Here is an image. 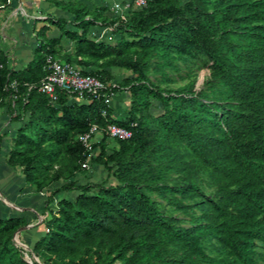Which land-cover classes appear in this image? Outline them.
Returning <instances> with one entry per match:
<instances>
[{"label":"trees","instance_id":"obj_1","mask_svg":"<svg viewBox=\"0 0 264 264\" xmlns=\"http://www.w3.org/2000/svg\"><path fill=\"white\" fill-rule=\"evenodd\" d=\"M11 1L0 0V9ZM44 1L71 19L33 24L36 44L19 69L0 47V108L17 124L5 163L46 193L49 217L28 245L38 260L31 264H264V0H146L121 15L79 0ZM97 25L116 37L95 40ZM51 26L58 36L47 35ZM46 56L107 87L110 69L128 71L111 88L128 93L123 116L102 97L38 92ZM178 62L207 73L160 86ZM108 123L129 137L110 138ZM92 124L100 139L86 150L78 137ZM4 138L0 131V153ZM84 161L105 177L82 182ZM28 223L0 218V264H28L13 240Z\"/></svg>","mask_w":264,"mask_h":264},{"label":"crops","instance_id":"obj_2","mask_svg":"<svg viewBox=\"0 0 264 264\" xmlns=\"http://www.w3.org/2000/svg\"><path fill=\"white\" fill-rule=\"evenodd\" d=\"M39 1L12 0L9 5L0 9V37L5 41V47L3 48L9 57L8 64L14 69H19L28 62L32 47L36 44L32 27L33 24L36 27L42 24L41 23L38 25L33 16L35 11L34 8H36L35 4L36 2L39 4ZM88 5L94 6L90 3ZM19 10L21 12L23 11L24 13H22L25 15L27 14V10L31 11V13L27 16H30L34 23H29L31 25L29 29L23 27V21H16ZM70 18L71 16L66 19L69 20ZM100 27L102 26H94L91 28V31L93 28L100 30ZM105 28L107 31L106 34H110L109 28ZM5 31H9V37L5 35ZM95 40L104 39L95 38ZM62 43V45H64L67 50L71 49L70 43H67L65 40H62ZM4 109L5 108H0V121L3 119ZM8 121H10L9 118L3 122V124H8ZM3 124H0V129ZM3 129L6 128L4 127ZM6 151V148L2 146L0 153V218L15 216H23L24 218L26 217L25 219L29 223L15 232V234L17 233L20 241L24 243L25 246V244L29 245L32 243L42 233L41 222L46 217V212L42 211V206L46 197V193L42 192L40 194H36L33 189L26 188V184L23 181L22 176L19 174V169L15 167H9L5 163Z\"/></svg>","mask_w":264,"mask_h":264},{"label":"rangeland","instance_id":"obj_3","mask_svg":"<svg viewBox=\"0 0 264 264\" xmlns=\"http://www.w3.org/2000/svg\"><path fill=\"white\" fill-rule=\"evenodd\" d=\"M39 1V0H38ZM80 2H84V3H90L91 5L94 6H99V7H107V10L104 11V14H108V15H118L120 14L122 11L124 12V6L125 4H127V2L129 0H79ZM35 3V2H34ZM33 3V4H34ZM36 8L33 16L35 18L36 23L41 24L43 22H45V20L47 18H69L70 16L68 14H66L65 12H62L59 9H56L54 7H52L48 2H45L44 0H40L39 4H35ZM23 12V11H22ZM20 10L18 11L17 17H16V21L17 22H24L23 23V27H25L26 29H29L31 27V25L29 23H34L33 19H31L30 16H27L31 13L30 10L26 11V15L23 14ZM37 17V18H36ZM71 19V18H70ZM5 35H7L9 37V31H5L4 32ZM106 28L105 27H100L99 29H92L90 36L93 38H98V39H104V40H112L114 37H111V35L108 33L106 34ZM59 34V31L54 28L53 26H51L49 28L48 31V36L52 37V36H57ZM107 35V36H106ZM110 37V38H109ZM5 41L3 40V38L0 37V47L3 48ZM63 44V43H62ZM4 49V48H3ZM178 68L179 70L177 72L173 71V72H168V76L170 78H172V82H168V83H160L162 87H169V88H177V87H181L184 86L186 83H188L190 80H192V78L197 77L202 78L206 73V69L202 66L199 65H192L191 63H183V62H178ZM111 74L113 75L114 79L110 82H108L109 85V90H108V94L110 95V100H109V107L112 110V115L116 118V117H122L123 114L125 113L127 106L129 104V97H128V93L126 92V90L122 87L117 88V90H112V87H115L116 85L120 84V82L124 79V78H129L130 74L128 71L123 70V69H118V68H113L110 69ZM167 72V71H166ZM148 77L151 81L153 82H158V80H162L160 78V73L159 72H150L148 74ZM8 119L7 117V112L4 109V115H3V119L0 121V124H3V122H5ZM8 124H3L1 127V132H5V138L4 141L2 142V146L6 148V150H8L9 147V142L8 139L10 137L13 136L14 134V129L17 126L16 123L14 122H10V125ZM7 125V127H6ZM6 129H3V128ZM100 139V134H98L95 137V141H98ZM108 142V148H110L111 146H113V142L111 139H107ZM90 167H88V170L83 173V174H77V178H79L82 182H84V180H86L84 178L87 177L90 180L93 181H97L99 179H102L105 177V171H102L101 168H99L97 165H90ZM20 174V173H19ZM21 175V174H20ZM26 184V183H25ZM26 188H30L29 185L26 184ZM62 195L61 194H56L55 195V199H59ZM176 216L182 217L181 214L179 213H174ZM49 217V215H46V218ZM26 218V217H25ZM184 225H186L187 223H183ZM41 227V226H40ZM33 241V240H32ZM31 241V242H32ZM14 242L17 246H19L23 251V257L25 260L27 261H37V258L34 257V255L32 254V252L30 251V248L27 244L22 243L19 239V237L17 236V233L14 234Z\"/></svg>","mask_w":264,"mask_h":264},{"label":"built area","instance_id":"obj_4","mask_svg":"<svg viewBox=\"0 0 264 264\" xmlns=\"http://www.w3.org/2000/svg\"><path fill=\"white\" fill-rule=\"evenodd\" d=\"M146 0H129L124 6V12L130 6L134 9L144 7ZM123 11L120 13L123 14ZM46 74L40 79L36 85L38 92L47 95L51 100L55 99L56 91L66 93L74 100H90L92 98H103V101L108 105L110 100L109 87L101 82L98 78L89 74H82L80 70L68 62L58 61L51 56L45 58ZM9 88L16 90L15 81L9 83ZM31 86H28L30 89ZM15 98V95H12ZM102 111V115H104ZM105 131L110 138H128L129 132L113 123H108L105 126ZM99 134V128L96 124L90 125L89 129L79 135L78 139L86 150H91L92 143L95 137ZM82 168H88V162L84 161L81 164Z\"/></svg>","mask_w":264,"mask_h":264},{"label":"water","instance_id":"obj_5","mask_svg":"<svg viewBox=\"0 0 264 264\" xmlns=\"http://www.w3.org/2000/svg\"><path fill=\"white\" fill-rule=\"evenodd\" d=\"M19 229H20V228H19ZM19 229H18V230H19ZM18 230H17V231H18ZM17 231H16V232H17ZM13 240H14V237H13ZM25 261H26L28 264H31V261H27V260H25Z\"/></svg>","mask_w":264,"mask_h":264}]
</instances>
